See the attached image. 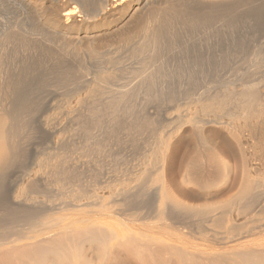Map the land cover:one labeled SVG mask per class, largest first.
<instances>
[{
	"label": "bare ground",
	"instance_id": "obj_1",
	"mask_svg": "<svg viewBox=\"0 0 264 264\" xmlns=\"http://www.w3.org/2000/svg\"><path fill=\"white\" fill-rule=\"evenodd\" d=\"M18 1L31 10L36 18L32 17L36 20L37 26L35 27H38V30L31 29L34 31L33 35H37L36 38L34 36L35 41L38 37L46 44L32 45L33 43H31V45H27V37L31 38L32 33L25 27L21 28L17 25L12 26L8 32H3L4 37L1 34L5 44L3 41L0 42V181L2 175L5 174L4 171L7 169L8 173L24 152L23 136L31 131L29 129L31 127L30 120H28L30 112L28 113V111H32V105L36 98H34L36 92L32 95V90L28 88L31 85L28 81L29 78L27 79L29 77L27 70L30 69V66L26 71L23 68V65L24 67L28 66L30 61H25L26 65L25 62H22V71L18 69V72L16 69L17 71L14 72L15 68L12 63L10 66L13 69L9 70V59L13 58V51L10 54L6 50L13 44H10L9 48L5 46L6 44L17 40L22 44L18 45L20 48L35 49L36 52L38 50L45 54L48 52L47 56L50 58H56L58 53H63L64 48H67L64 52L70 51L69 55H71V49H68L71 46H73V48L71 47L72 52L75 50L78 54L83 49L94 56L98 52H102L101 48L109 44L114 45L113 43L123 47H139L144 44L143 50H139L142 48L141 46L137 49V51L146 52L142 67L139 64L143 69L152 61L154 66L156 65L155 59H158L156 55L161 52L160 46L164 47V43L161 44L164 42V37L160 39V35L165 33L163 31L165 27L163 29L162 27L172 26L168 22H173V19L178 16L182 17L180 15L182 9L176 0H96L94 8L90 5L95 0ZM200 1V5L210 12L231 10L240 2V0ZM111 16L113 19L115 17V20L121 19L114 27L99 29L101 20H108ZM184 16L183 18H185ZM161 30L163 33L160 34ZM136 38H142V40H136ZM53 41H56L57 44H53ZM60 44L64 48L60 47ZM147 45L148 48L144 50V46L147 47ZM135 47H133L132 53L133 50L135 51ZM18 50L21 51L19 48ZM17 51L15 53L19 54ZM125 51L127 52V50ZM209 52L211 51L209 50ZM152 55L154 56L152 57ZM166 56L168 57V54ZM104 57L102 56V59ZM14 58L17 57L14 56ZM65 59L67 60L68 57ZM85 62L82 61L84 64ZM65 63H55V65L57 64L56 78L59 80H64L69 75V69L66 67L68 62L66 66ZM114 63H111L113 68ZM33 64L35 63L33 62ZM147 67L150 68V65ZM152 69L154 70V68ZM106 70L105 72L102 70V74H96L99 77L95 84H92L89 92H87L89 84H86L88 85L86 86L88 95H94V92L96 93V90L105 85V81H108L110 71L108 73ZM52 71L53 74L54 71ZM50 76L52 75L50 74ZM149 79L155 87L157 78L151 76ZM248 82L246 80L241 86L238 85V88L232 86L237 88L233 92L224 91L223 89L227 86H222L223 89L220 91L213 90V88V92H211L210 88L211 91L203 97H200L199 93L195 94L200 98H194L195 95L191 94L192 101L189 98L190 102L186 100L185 103V100L181 98L184 104L173 106L164 113H161V110L153 112L149 108L142 113L138 108L135 109L137 106L133 107L131 104L132 108L127 110V118L129 116L130 119L138 120L137 123H140L139 125L145 130L150 129L153 136L148 144L149 153L146 157L144 156L145 159L142 158L143 161H140L142 162L140 167L138 166L139 168L136 170L132 169L128 176H125L124 173L125 177L119 176L118 173L117 175L110 173L111 175L108 176L109 171L114 172L117 166L116 162L114 163L116 169L112 165L113 163L111 164L116 158L112 160V153L105 155L106 150L109 151L105 148H109L111 143L109 141L114 138L112 127H114L113 124L119 122V117L117 118L116 115L122 110L120 107L125 103L126 96L113 98L112 95L114 100L109 97L112 99L109 103L111 105L106 106H111V108L105 107L106 112L103 113L101 108L93 109L95 112L96 109L98 111L94 112L97 116V121H95L98 124L96 127L101 130V142L95 146L106 156L104 158L101 156L102 162H99L100 177L103 175V179L101 181L102 177L100 178L98 186L95 184L98 178L94 181L92 180L94 176L92 178L85 176L84 178L82 172L77 171L78 167L74 168V165H78L79 161L74 165L71 163L72 161L69 162L70 154H67L61 139L65 117L61 118L62 120L59 122L56 121L57 123L50 118L42 120L44 130L56 136L54 142L56 149L49 155L47 154L48 156L40 157L37 165L34 162L33 167H35L34 165L36 167L31 169V172L30 169H28V173L27 170L24 172L27 175L23 176L19 190L17 187L18 192L15 191L16 193L12 196L9 194V198L0 194V264H264V83L256 91L255 87L257 86L254 85V80V83ZM151 84L150 86H152ZM144 85L148 86L146 83ZM229 87L231 88V86ZM230 88L229 91H232L233 89ZM152 89L146 87V91L144 90L142 94L145 93L146 97L150 99L158 96L156 93H159L154 94ZM155 89L157 91L156 87ZM76 95L68 103L65 100L67 103L65 112L68 117L75 116L77 108L80 109L79 106L83 104L82 97L86 98L85 95V98ZM149 101L148 99L147 103ZM169 101L171 103V100ZM84 103L86 102L84 101ZM129 107L126 105V109ZM57 108H61V106ZM60 111L57 110L58 113ZM89 112L91 113V111ZM92 115H94L93 111ZM75 119L77 120V118ZM179 144H185L187 152H185V156L183 155V159L180 157L182 161H179L181 162L178 164L179 168H176L177 164L174 165L172 150L178 149ZM85 146L88 147L86 144ZM110 152L112 151L110 150ZM71 156H73L72 153ZM87 169L89 170V167ZM118 171L121 174V170ZM47 172L52 174L55 184L59 188L68 186L67 188L71 187V190L69 188L66 191L64 188L65 193L60 190L62 193H58L61 195L58 199L61 202L54 206H45L44 204L35 207L34 198L36 195L34 191L39 186L36 177L39 173ZM85 173L87 175V172ZM5 176L7 175H4V179H2L4 182L6 181ZM2 185L0 182V188ZM138 185L140 187L136 188L135 186ZM31 191L34 196L31 195ZM31 202L34 203L33 206ZM55 202L53 201V203ZM51 204L49 203V205Z\"/></svg>",
	"mask_w": 264,
	"mask_h": 264
},
{
	"label": "rangeland",
	"instance_id": "obj_2",
	"mask_svg": "<svg viewBox=\"0 0 264 264\" xmlns=\"http://www.w3.org/2000/svg\"><path fill=\"white\" fill-rule=\"evenodd\" d=\"M199 2L201 3L200 0H176V3L178 4V6L182 9V14H180V15H182V17L180 16L181 17L180 18L178 16L177 18L173 19V22H168V24L172 25V26L165 25L162 27V29L164 27L166 29L165 28L163 29V31L165 32L164 34H162L163 36L160 35L161 36L160 39H163V37H164V39H163L164 42L161 43V44L164 43V47H163V45H161L160 46L161 52L157 53V55H156L157 58L159 59V61L157 62L158 59L157 60L155 59V61H156L155 66H154V63H152L153 62L152 61L149 64L150 68L147 67V66H149L147 64V66H145L146 67L145 70H144L145 67L143 69L141 67H142L143 62L145 60L143 57L145 56L146 52H140L139 51V50H143L144 44H142V43H141L142 45H140L142 48H140L139 45H138L139 47L131 46L132 47L131 48L130 46H124V47L119 46L118 44L116 45V43H113L115 46L112 44H109V45L103 47L104 49L101 48V51L103 53L98 52L99 54L97 53L98 55L96 54L94 56L90 52L83 51V49H82L83 52L81 50H79L81 52H79L78 54L75 52V50H73V52L75 53L74 54L72 52L73 46H71L72 48L68 47L69 50L71 49V55H72L71 56V55H69L70 51L64 52V50H67V48H64V46L62 44H60V47L63 46L64 49H63V53H58L60 55V56L58 55L59 57L56 56V58L58 57V59H57L58 61L56 60L55 57L50 58V56H47L48 52H47V54H45L43 52L45 54L44 55L43 53H41L38 50L36 52L35 49L34 50L33 49L25 50L23 48H20L18 45L19 44L22 45V44L19 43V41H17V40H13L11 43L9 42L8 44H6L5 46L8 48H9L10 44L11 45L13 44L12 45L13 47L12 46L10 47L11 49L7 48L8 50H6L10 54L13 51V54H12L13 58H11L10 57L11 55L9 54L10 55L9 57L12 60L9 58L8 59L10 60L9 66L12 63L13 68H15V70L11 66L9 67V70H11L10 68H12L14 72H16L18 69L22 71L23 70V69H21L22 68V62L23 63L25 61L31 62V63L29 62L27 64L28 66L24 67V65H23V68H24V71H26V69H29V66H30V69L27 70V72H29V73H27V76H29V77H27V79L29 78L28 81H30L29 84H31V85L28 88H30L32 90V95L35 92L37 95L36 94H35L36 96L34 95V98L35 97L36 98L34 99V102L32 105V111H28V113L30 112L29 114L27 113L28 114V120H30L29 125L31 126L29 129L31 131L29 132V134H25L26 136H23L24 139L22 141H23L24 147H25L23 150L24 152H23L22 156H20L18 161H16L15 166L11 167V169H10V171H8V173H7V169L4 171L5 174L3 172V174L7 175V176H5L6 177L5 182L2 181V179H4V175H2L3 177H1L0 182L3 185L5 183L4 186L2 185V188H5V189L0 188V190L2 189V191H0L1 196L3 195L5 197L9 198L10 195L12 196L16 192H18L17 190H19V186H21L20 182H22L23 176L25 174L27 175L28 169H30L29 171L31 172V169L33 170L36 167V165L38 164L37 162L39 161V159H41L43 156L44 157L48 156L51 153V151L52 152H53V150L55 151V149H56V147H55L56 145L54 143L55 139H56L55 134L44 130V128L42 127V120H45L46 118H48V119L50 118L51 120L54 119L53 122L57 123L60 120H62L61 118L65 117V119L63 121L65 123V125L63 123V126H62L63 131L61 133V136H62L61 139L63 140L62 144L64 145L65 149L67 150V154H70L69 156L67 155L69 158V162L72 161L71 163L74 165L75 163H77L79 161V163H77L78 165H76V164H75L76 166L74 165V168L78 167L77 171L79 170L80 173L82 172V175H84V178H85V176H87V178L88 177L92 178L94 176L92 179L93 181L98 178L95 181L96 183L93 182L98 186L100 183V178L103 176V175H101V177H100L101 173L99 172V170H101V169L98 166H100V163L102 162L101 161L102 157L103 158L106 157L105 155H107V154L111 155V153H112V155H111L112 160H114L116 158L114 161L111 162V164L113 163L112 165H114V163L116 162L115 165L117 166V169H116V166L114 165L115 166L114 168L116 170L114 172L109 171L108 176L111 175L110 173H112V175L113 174L117 175V173H118L119 176L122 175V177H125V176H128L130 174L129 172H132V169H134V170L138 169L140 167V164L142 163L140 161H143V159H145L146 155L149 153L148 152L149 151L148 144H150L149 141H151L153 134H152L150 129L145 130L142 126H140L139 125L140 123L139 124L137 123L138 120L136 121L135 119H130L129 116H128L129 119L127 118V116H126L127 110L132 108L131 104H133V107L137 106L135 109L137 110V108H138V110L142 111V113L147 111L146 110L147 108H149L153 112L154 111L158 112L161 110V113H164V112L170 110V108L173 106H176L179 104L180 105L184 104V101L182 99L185 100V103L187 102L186 100H188V102H190L189 98H191V96L193 94L195 95V94L199 93L198 95L200 97H203L204 95H207L213 88H214L213 90L220 91L221 89H223V87L231 86V88L230 87L229 88L233 89L232 91H229V88H227V87H226L227 90H225L226 88L223 90L228 91V92H233L234 90L236 91V89L239 86H241V84H244V82H246V80H247V82L249 81L250 83L255 82L254 85L257 86V87H255L256 91H257V89L261 88V86L264 83V0H240V2H238V4L235 6V8H233L231 10L217 11L218 13L216 11H213V12H210L208 10L206 11V9H204V7H202ZM94 3H97V1L95 0L93 3H91L90 7L94 8L95 7ZM239 3H240V5H239ZM237 6H239V7H237ZM202 10L204 12L205 11L206 12L204 13ZM185 11H187V12H185ZM208 12H209V14H208ZM224 12H227V13H224ZM210 13L211 14L215 13L213 15L214 17L211 16ZM183 16L185 18H183ZM32 17L35 18V16L31 12V10L26 8V6L23 5L22 3H20L18 0H0V42L1 41L4 42V39L2 38V37H4L3 32L6 33L11 29L12 26L17 25V27H21V28L25 27L29 32L31 31L30 32V33H32L31 38H29L30 36L27 37V39H28L27 45H31V43H33L32 45L44 43V41L38 39V37H37L38 40L36 39V41H35V39H34V36L36 38L37 35H35V34L33 35L34 31H32V30H35V29L38 30L37 29L38 27L37 28L35 27V26H37L35 23L36 18L34 19ZM112 17L113 16L109 17L108 20L102 19L98 28L101 29V28H107L110 26L114 27V25L120 21L119 19H121V18H119L118 20H115V17H114V19ZM186 18H188V19H186ZM215 18H217V19H215ZM193 19H194V21L195 20L196 21L194 22ZM206 19H208V20H206ZM109 20H111V21H109ZM205 21H206V23H205ZM16 22H17V24H16ZM177 22H179V23H177ZM180 22H182V23H180ZM161 33H163L162 30L160 31V34ZM1 34H2V37H1ZM32 35H33V38H32ZM171 37H173L174 39ZM146 39H149V38H146ZM146 39H143V40H146ZM168 39H170V40H168ZM188 39H190V40H188ZM136 40H142V38L141 39L136 38ZM186 40H187V42H186ZM108 41H112V40H108ZM14 42H16V43H14ZM168 42H169V44H168ZM60 43H62V42H60ZM63 43H64V41H63ZM4 44H5V42H4ZM44 44H46V43H44ZM48 44H50V43H48ZM53 44H57V42L53 41ZM113 46H114V48H113ZM133 47H135L136 52L133 50V53H132V49H134ZM18 48L21 49V51H19V50L17 51ZM138 48H140L138 50L140 54L137 51ZM145 48L147 49L148 45H147V47L144 46V50H145ZM162 49H163V51H162ZM125 50H127V52ZM209 50L211 52H209ZM16 51L19 54L15 53ZM59 51L62 52V50H59ZM119 52H121V53H119ZM122 52L124 55L122 54ZM34 53H36V54H34ZM88 53H90L89 56H87ZM62 54H65V55H62ZM79 54H80V56H79ZM136 54L137 55L139 54L138 57ZM167 54H168V57L166 56ZM160 55L161 56L163 55V56L161 57ZM14 56L17 58L15 59ZM95 56H98V57H95ZM100 56H101V58H100ZM102 56L103 57L105 56V57L102 59ZM139 56H140V58H139ZM153 56L154 55H152V57ZM164 56H165V58H164ZM210 56H212V57H210ZM18 57H20L21 59ZM67 57H68V59L66 60L65 58H67ZM88 57H90V58H88ZM107 57H108V59H106ZM17 59H20V60H17ZM88 59H89V61H88ZM142 59H143V61H142ZM202 59H204V60H202ZM54 60H56V61H54ZM106 60L107 61L109 60V61L107 62ZM111 60H113V62H111ZM115 60H116V62H115ZM138 60L139 61L141 60L140 61L141 63ZM16 61H17V63H16ZM64 61L66 63L68 62L67 66H66V63ZM82 61L83 62L86 61L85 64L82 63ZM18 62H21V63H18ZM33 62L35 64H33ZM39 62H41V63L39 64ZM62 62H63V64L65 63L66 67H68L69 75L66 78H64V80L63 79L59 80L58 78H56L55 70H56L57 64L55 65V63H62ZM180 62H182V63H180ZM70 63H72V64H70ZM111 63H114V68H113V65ZM174 63H175V65H174ZM232 63H233V65H232ZM139 64L141 65V67ZM16 65H17V67H16ZM25 65H26V62H25ZM115 65H116V67H115ZM144 65H145V63H144ZM151 66H153L152 68H154V70L151 68ZM37 68H39V69H37ZM97 68L98 69L100 68V69L98 70ZM83 69L86 73L83 71ZM105 69H107L106 72L108 71V73L110 71L109 79H107L108 81H105L106 82L105 85H103L100 89H98L99 91L96 90L97 92L96 93L94 92L95 96L92 94L88 95L87 92H89L91 90L90 87L92 88V84L94 85L96 79L99 77V76H97L98 73L102 74L103 72H105ZM155 69H156V71H155ZM161 69H163L165 71H163ZM19 70H18V72H19ZM39 70H42L43 72H41ZM102 70H103V72H102ZM151 70H153V71H151ZM37 71H39L40 73ZM51 71L53 72V74L51 73ZM93 71H95V72H93ZM50 74L52 76H50ZM38 75H40V76H38ZM137 76H138V78H137ZM149 76L150 77L152 76L155 79L157 78V80H155V82H157V85L155 86L157 88V91H156L154 85L151 84ZM170 76H173V77H170ZM69 77H70V79H69ZM208 80H209L210 84H209V82H207ZM212 80L215 81L216 86H215V84H213L214 81H212ZM253 80H254V82H253ZM145 83L148 86H145L144 85ZM86 84H89V86ZM150 84L153 87L150 86ZM187 85H189V86H187ZM86 86L89 87V90H87L88 87H86ZM138 86H140V87H138ZM232 86H235L237 88L235 89ZM146 87L149 88L150 90L153 88L152 91H154V94L156 92H158L159 94L156 93V95H158V96H154L153 98L151 97V99L147 98L145 93L142 94L144 92V90L146 89ZM210 88H211V90H210ZM127 89H129V90H127ZM31 90L28 91V93L31 92ZM70 90L72 91L71 93H70ZM86 90H87V92H86ZM113 90H114V92H113ZM204 90H207V91H204ZM213 90L211 92H213ZM75 92H77V93H75ZM85 92L87 93V95L85 94ZM136 92L138 95L136 94ZM164 93H167V94H164ZM176 93H178V94H176ZM74 94L75 95L77 94L78 96L79 95L80 96H84V95L86 96V98L84 96L85 99H83V97H82V100H83L82 103L85 105V107L83 104H81V106L82 105L83 106L82 107L79 106L80 109L77 108V111H76L77 113L75 114V116L74 117H72V116L68 117L67 113L65 112L66 111L65 107H66L68 101L70 102V100L72 101L74 99V96H75ZM112 95H113V98H115V97L120 98V96L122 97L123 95L126 96L124 98V101L126 104L122 103L123 105L120 107V109H122L123 111L120 110L118 112L119 114L117 113V115H116L117 118L119 117L118 118L119 122L113 124L114 127H112V136L114 138L112 137L113 139H111V141H109V143L111 142L108 146L109 148H105V149H109V151L106 150V154L104 155V153L102 151H100L99 149H97L98 148L97 146H95V144L99 145V143L101 142V134H100L101 130L98 129L99 127H96V126H98V124L96 123L97 116L95 115V113L98 111L96 109V112H95V110H93V109L98 108V110H99L101 108L103 113L106 112L105 107L111 108V106H106V105H111L109 103L113 99ZM198 95H197V97L195 95L194 98H200ZM87 96H90V97H88L89 99L87 98ZM91 96H93V97H91ZM139 96H140V98H139ZM185 96H186V98L187 97L188 98L186 99ZM109 97H111L112 99ZM132 97H133V99H132ZM144 97H145L146 102L144 100ZM134 99L136 102L134 101ZM148 99L150 100L149 103H147ZM192 99H193V97L191 98V101H192ZM65 100L67 101V103L65 102ZM106 100H109V101H106ZM126 100H127V102H126ZM129 100L130 101L133 100L134 102L133 101L130 102ZM169 100H171V103ZM52 101H54V102H52ZM84 101L87 104L84 103ZM142 101H144V102H142ZM57 102H58V104H57ZM64 102H65V104H64ZM165 102H167L168 105ZM55 103H56V105H55ZM142 103L144 104V106ZM59 104H61V105H59ZM135 104H137V105H135ZM150 104H151V106H150ZM126 105H127V107H129V106L130 107L126 109ZM148 105H149V107H147ZM60 106L62 109L57 108ZM87 108H88V110H87ZM54 109H56V110H54ZM57 110H59V111L61 110V111L58 113ZM101 110H100V112H102ZM89 111H91V113ZM92 111H93L94 115H92ZM64 113L66 114L65 116H64ZM87 114H88V117H87ZM121 114H122V116H121ZM75 118H77L78 122ZM80 119L81 120L83 119L82 122ZM51 120H50V122H52ZM134 122H135V124H134ZM131 124L132 125L134 124V125L132 126ZM76 125H77V127H76ZM129 127H131V128L128 129ZM87 134H88V136H87ZM147 134H150V135L148 136ZM85 144L88 147H86ZM178 146H179V147H177L178 149L175 148L176 150L175 149L172 150V157H173L174 165L177 164V166H175L176 168H179L178 164L181 163L179 161H182L183 155L185 156V154H186L185 152H187V150H185L186 149L185 144H181V145L179 144ZM110 150L112 152H110ZM97 151H98V153H97ZM71 153L73 156H71ZM85 154H86V156H85ZM80 159H82V161H80ZM174 159H177V160L175 161ZM34 162L36 163V165H34L35 167H33V164H35ZM29 164H31L32 166ZM87 167H89L90 171L87 169ZM129 169H130V171H129ZM26 170H27V173H24ZM83 170L85 172H87V175ZM118 170H121V174H120V171H118ZM24 177H26V176H24ZM102 179H103V177L101 178V181H102ZM37 180H38L39 186H38L37 190L34 191L35 195L37 197L35 196L36 199L34 198L35 204L32 203L34 200L31 202L32 206L34 204L35 207L43 206L44 204H45V206H54L55 204H58L61 202L58 199V197L60 198L61 195L58 193H62V192L65 193L67 191V189L69 190V188L71 190V187L67 188L68 186H66V187L60 186V188H61L60 189L59 186L55 184V181H54L52 174L50 172L39 173L36 177V181ZM141 186H142V184H141ZM17 187H18V189H17ZM135 187L137 188L140 186L138 185ZM62 188H63V190H62ZM64 188L66 189V191H64ZM60 190L62 192H60ZM3 192H4V194H3ZM31 195L34 196V193L32 191H31ZM50 200H52V201L50 202ZM53 201L54 202L56 201V202L53 203ZM57 201H59V202H57ZM48 202L50 204L51 203L52 204L49 205Z\"/></svg>",
	"mask_w": 264,
	"mask_h": 264
}]
</instances>
